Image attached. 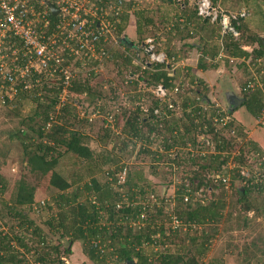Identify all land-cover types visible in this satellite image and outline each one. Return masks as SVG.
Masks as SVG:
<instances>
[{
  "label": "trees",
  "instance_id": "16d2710c",
  "mask_svg": "<svg viewBox=\"0 0 264 264\" xmlns=\"http://www.w3.org/2000/svg\"><path fill=\"white\" fill-rule=\"evenodd\" d=\"M119 1L122 3V12L113 11L108 18L112 24L111 31L115 38L121 42L128 37L126 35L123 38V34L128 32L131 36L135 31L138 34L137 46L126 47L128 49L118 58L113 52L114 47L110 45L105 51L103 63L95 62V60L89 61L90 65L87 70L83 69L81 60L75 64L65 62V66L71 64L73 70L78 72V78L83 79L82 81L75 79L70 90L71 95L77 98L76 102L82 104V99H84L95 104L92 105L95 106L93 107L95 113L97 112L100 118H105L109 123L101 128L98 135L99 145L105 147L111 141L113 142L118 138L119 130L125 134V139H122L118 146V151L121 153L130 148L135 149L137 141H147L154 134L163 135L166 148L177 150L180 153V156L177 152L174 157H171L170 163L173 166L177 164L179 168L185 164L189 171H185L186 168L183 169L184 180L195 185L192 188L193 195L188 202L184 201L185 184L179 185L174 195L176 202V207L173 209L176 213L174 215L187 224L201 226L203 229L209 223H218L224 218L227 204L219 194L225 190V184L222 180L216 182V176L220 175L230 179V189H235L240 196L238 202L241 204L242 211L247 214L252 212L258 217L263 215L264 205L258 204L257 197L253 196L258 193L264 194L263 180L252 184H250L252 181L249 180L247 185L246 178L241 176L237 170L234 174L220 173L221 170H225V165L232 158L231 149L236 144L233 139L245 136L247 132L240 128L239 131L232 134L228 130L226 133H230L232 139L226 137L225 133L218 136L210 132L208 134L212 136L215 143L214 150L212 151L211 148H207L206 151H203V148L200 149L198 136L208 135L207 132L202 131V126L204 123L210 124V122L204 113L199 116V121L196 123L193 113L198 114L202 109L200 104L202 99L197 98H202L203 92H200L201 89L193 71L183 73L173 67V61L179 60L177 56L185 47L180 48L182 51L176 50L175 45H171V33L182 32L181 41L191 33L189 34V29L184 32L185 26L178 23V11L174 12V8L172 9L169 5L176 3L180 8L179 12L186 18L201 21L197 16L195 2L190 5L192 0L181 2L159 0L167 4L165 11L155 8L138 10L136 7L138 3L134 5L132 1L127 0H93L92 5L93 7L107 8L111 2L115 3V6H119ZM242 7L245 6L237 5L224 8L236 11ZM189 10L192 11L189 13ZM252 15L254 16V14ZM165 16H169L170 19ZM171 16L173 17L172 21L176 20L178 24L166 29L172 23ZM158 17L164 19L163 29L155 24ZM250 17L241 20L238 29L242 35L237 42L232 41L228 35L222 38L218 29L212 30L213 38L217 33L218 43L220 38L223 40L228 55L234 57L264 56V42L259 36L261 33L252 29L254 23ZM49 18L51 24L45 31L52 33L61 23V18L52 13ZM259 22L263 24L262 33H264L263 15H260ZM247 31L250 32L249 35L246 34ZM161 34L165 37L164 40H161L163 39ZM148 39L154 40L156 54L165 53L166 62H156L151 65L147 63L146 66L139 63L138 56L141 55L138 50L141 51V43ZM160 41L164 43V47ZM250 44L254 45V50L249 53L245 51V46ZM98 47L97 52H100L102 47ZM218 47L220 51V45ZM145 56L149 58L146 53ZM109 62L120 67L115 79L113 81L106 79L105 87L102 84L92 85L91 80ZM125 69H129V71L123 77ZM32 76L34 81L40 80V82L29 90H24L25 84L20 85L22 90L20 88L21 91H18L12 100H8L1 107L6 106L11 111L18 112L22 104H32L34 114L29 119H23L20 122L14 136L23 147V162L30 172L39 179H46L49 176V185L58 191L54 200L56 211L46 222L47 230L31 220L28 210L32 209L35 202V187L21 179L16 184L11 200H0V228L3 224L2 221L6 218L11 219L9 222L5 221L8 231H0V264H29L26 253L29 254L33 249L36 250L34 260L40 264H67L63 255H71L73 245L76 243L82 244L86 260L89 259L92 264H203L202 259L209 249L212 235L207 230L196 235L200 228H196L193 234L184 232L185 235H182L183 228L180 227L177 230L171 229L170 233L172 234L166 236L167 225L164 223L170 219L164 206L167 197L161 195L156 203L141 202L145 198L147 190L152 188L148 184L143 170L128 172V174L126 172L127 178L124 179L123 184H118L117 179L114 180L115 182L109 181L108 177L107 180L100 181L97 176L103 172V167L110 160H104L100 153L91 149L90 139L85 134L73 130V126L83 120L75 114L68 113L66 105L61 111L56 109L64 87L63 76L59 71L54 78L39 73H34ZM186 83L196 94L194 101L188 99L189 97L185 93L183 94ZM160 85L166 88L168 97L173 100L175 105L180 102L177 97L181 99V109L185 114L182 121L174 117L173 110L176 106L170 107L167 100H163L156 94V89ZM120 87L123 89L118 93ZM243 96L246 98L243 106L253 116L259 117L264 106V94L245 93ZM102 102L104 104L100 107L98 103L102 104ZM157 110L158 113H156ZM37 117L40 118L38 124L35 123ZM53 117H56L57 121ZM72 119L76 120L75 124L71 122ZM185 119L189 122V126L186 125L181 131L180 128H183ZM111 120L112 123H110ZM50 123L53 124L50 125ZM29 132L33 134L29 136ZM35 138L39 142L36 143ZM189 148L192 150L190 151ZM185 149L191 152L187 161L181 157ZM194 151H198V155L193 154ZM143 152L156 162L155 153L149 149L145 151L143 149ZM249 152L257 153L259 157H263L264 150L250 140L247 145L240 147L239 156L234 157V160L243 166L245 164L244 156ZM110 153L112 154V152ZM68 154H74L77 157L75 165L80 166L77 171L65 177L57 170V167L60 160ZM260 166L261 172H264V163H261ZM117 171L123 172V169H116ZM172 171H175L174 167ZM107 172L110 177L116 178L115 171ZM237 181L244 182V187L241 189L235 187ZM113 182L121 189L113 185ZM201 188H203V197L196 198L195 191H199ZM6 189L7 184L0 174V194L5 193ZM47 206L48 209H53L50 204ZM163 218L167 220L164 221ZM247 219L242 221L244 227L248 226ZM133 226L138 227V230H135ZM51 233H59L60 239L68 240V247L63 252L61 251L62 243L56 245L52 243V238H49ZM165 241H169L172 246L175 245L176 249L174 251L173 248L172 250L168 249L165 253H161L160 245ZM150 251H152V255L149 254ZM210 264H215V261Z\"/></svg>",
  "mask_w": 264,
  "mask_h": 264
},
{
  "label": "rangeland",
  "instance_id": "374dc122",
  "mask_svg": "<svg viewBox=\"0 0 264 264\" xmlns=\"http://www.w3.org/2000/svg\"><path fill=\"white\" fill-rule=\"evenodd\" d=\"M192 3L193 1H191L190 5H192ZM171 5L177 6L176 3H173ZM223 5L224 7H228V8L237 5L238 6L244 5L245 7L249 8L252 11V14H254L255 16V17L253 16L254 18L252 23H254L253 25L254 27L252 29L254 31H260V33L262 32L263 24L259 22V19H260V15L264 16L263 0H229V2L226 1L223 2ZM174 9H175L174 12L178 11L179 13L180 10L179 6H177V8ZM206 25H208L212 29L215 28L221 31V29L219 28L220 26L218 24H212L208 22ZM246 34L249 35L250 32L247 31ZM161 38H163L161 40H164L165 37L163 36V34H161ZM261 39L263 40V37ZM160 42L162 43V41ZM162 46L164 47V43H162ZM138 52L139 55H141L138 56L140 58L139 60L140 64H144V66H146L145 65L146 63H150V60L149 58H146L145 53H142L139 50ZM199 57L200 55H198V58ZM183 65L184 62H181V65L179 64V66H176L175 68L176 69L181 68V66ZM224 67L226 69L228 68L227 66ZM119 70L120 67L117 66L116 64H112L110 62L106 63V65L102 68V70L98 72V75L91 80V84L94 86H99V84H102L105 87L104 82L106 81V79L107 80L110 79L111 81H113ZM82 71L85 72L84 70ZM128 71L129 69H125L123 71L122 76L125 77ZM220 71L222 74L226 70L221 69ZM78 77L79 75L77 76L78 81L83 80ZM187 85L188 84L186 83V85L184 86L185 88L183 89V94L185 93L189 97L188 99L195 98L196 94L194 93L193 89L189 88ZM122 89L123 88L120 87L118 93H120ZM215 89L216 88H214V90ZM203 92H204L203 96L204 95L206 96L211 91L210 89H208L206 93L205 91ZM234 92H236L235 93L236 95L241 97H243L244 95L243 91L242 94L240 91H237V89L236 91L234 90ZM222 94L223 92H219V91L217 92V98H219L218 99L219 103L214 102L210 106H208L210 101L207 99L209 101L208 102L205 101L204 99V101L200 100L201 106H206L208 107V109H214L215 105L219 104L222 109H226V110L229 109L230 106L226 101V95L224 94L222 95ZM76 100L77 98L71 96L69 100L65 101V105H66L65 107L68 108L67 110L68 113L73 115L75 114L76 116L79 117V119L83 120L81 123H78L76 124V126H73L74 127L73 130L81 131L83 134H85L90 139L89 146H91V149H94L96 153H100L103 156L104 160L107 161L110 160V162L105 164L102 170L103 172L99 174L97 178L102 182L107 180V177L109 181L112 180L114 181L115 179H117L118 184L119 183L123 184L124 179L127 178L128 172L143 170L145 174V178L148 181V184L152 188L151 189L149 188L147 190V194L145 195V198H143L141 202L149 204L150 202L154 201V199H157L158 201L159 200L158 198H160L161 195L166 196L167 198L164 206L166 213H168L167 215L176 214L175 211H173V209L176 207V202L174 198L176 189H178L179 185H182L187 182V180L186 181L184 180V176L182 173L183 169L186 168L185 164L182 165L181 168H179L177 164L173 166L169 161L170 158L174 157L178 151L174 149L171 150L167 149L164 143L165 142L164 136L154 134L150 136L149 140L147 141H137L135 149L130 148L129 150L121 153L120 151H118L119 150L118 146H120L122 139H125V134L124 132L122 133L121 130H119L118 133L119 136H117L118 137L117 139H115L113 142L111 141L107 146L101 147L99 145L98 135L101 132V128L102 127L104 128L108 122L106 121L105 118L103 117L100 118L97 112L95 113V110L93 109V107L95 106H92L95 104L90 103L84 99H82L83 100L82 104H80L81 103L80 101H79L80 103L78 104ZM177 100H179L180 102L177 103L176 105L177 107L174 108L173 113H175L174 117L182 121V117L184 118L185 114H184V110L181 109L182 108L181 99L177 97ZM98 104L100 107H102L104 102H102V104L101 103ZM234 112L236 111L234 110ZM33 114H34V109H32V104L30 103L22 104L18 112L11 111L6 106L3 107L0 106V174L2 175L4 182L7 184V189L5 193L0 194V200L10 201L13 195V191L16 188V184L21 179L31 184L32 186L35 187V202L33 204L32 209L28 210L29 217L37 225L42 227L44 230H47L46 222L52 217V215L55 214L56 211L54 200L58 195V191L49 185V178H48L49 176L46 179H39L37 176H35L30 172L29 168L23 162L24 161L23 147L19 142V140L17 139V137L14 136L15 132L19 128L20 122L23 119L25 120L29 119V117H31ZM53 119L57 121L56 117H53ZM39 122H40V118L37 117L35 119V123L38 124ZM71 122L76 123V120L72 119ZM110 123H112V120ZM256 123L254 120L252 124V128L257 127ZM52 124L53 123H50V125ZM186 125L189 126V122L187 121V119L183 120V125H182L183 128H180L181 131H183ZM233 127L236 128V131H239L240 128L243 130V128L239 126L237 122H234ZM227 131L223 132V134L225 133L226 137L229 138L231 137L232 139L231 134L226 133ZM255 131H257L256 135H258L257 136L258 139H264V128L255 129ZM249 132L250 131H248L247 135L245 136L236 137L235 139H233V141H235L236 144L235 147L231 149L232 158L229 161V164L225 165L224 167L225 170H221L220 173L234 174L235 171L237 170L239 171L241 176L246 178L247 185L249 184L250 181L253 182V180L259 179V177L263 180L262 182L264 183V172H261L262 169L260 166L261 163H264V153H263V157H259V155L254 152H249L247 155L245 154L244 156L245 164L243 166H240L236 162V160H234V157L239 156L240 147L247 145V143L250 140L253 141L250 136L251 132L250 135ZM32 134H33L32 132H29V136H31ZM200 137L201 135L198 136V140L200 139ZM34 140L36 143L39 142L37 138H35ZM143 149L144 151L146 149H149L152 153H155L156 162L151 159L152 158L151 156L143 152ZM189 150L191 151L192 148H189ZM109 151L112 152V154ZM189 153L191 152H188V150L185 149V151H183V153L181 154V157L182 158L184 157V161H187L186 159L190 157ZM192 153L198 155V151H194ZM76 161H77V157L74 154H68L60 160V164L58 165L57 170L60 171V173H62L65 177H68L73 172L77 171V169H79L80 165H75ZM112 161H115L116 163L115 162L111 163ZM172 166L174 167L175 171H172L173 169ZM116 169L119 170L123 169V172H121L122 170L116 172ZM186 170L189 171V168H186L185 171ZM107 171H115L116 178L110 177ZM126 172L127 174H124ZM243 172L245 173V175L242 174ZM114 182L113 185L117 186ZM235 187L240 189L243 188L244 182L237 181L235 183ZM224 189L225 190L219 194L220 196H222V198H224L227 204V208L225 209L223 215L224 218H222L218 223L216 222L209 223L203 229H201L202 228L201 226L198 227L188 224L185 230L183 228L182 235H185L184 232L193 234L194 233L193 231H195L196 228H200L198 230L199 233L198 234L195 233L196 235H200V233H202L203 230H207L208 233L212 235L209 249L202 260L203 264H210L211 262L214 261L215 264H264V214L258 217L252 212H250L249 214L245 213L244 211H242L241 204H239L238 202L240 196L238 195L236 190L230 189V187H228L227 185H225ZM253 196L257 197L258 204L261 203L264 205V194L258 193V194H253ZM250 200L253 199L250 198ZM48 204H50L53 207L52 210L48 209L47 206ZM246 218H248L247 219L248 226L244 227L242 221L243 219ZM163 219L164 221L167 220L166 218ZM10 220L11 219L6 218V220L1 222L3 224L1 225L0 231H8V227L5 226V223L9 222ZM168 223L169 222L164 223L165 225H167V227L165 228L166 236L172 234L170 233L171 228H169ZM134 229L138 230V227H134ZM49 235H50L49 238L50 239L52 238L53 240L52 243H54L55 245L62 243L61 244L62 252L68 247V240L60 239L59 233L58 234L51 233ZM177 241H179V239H177ZM174 246H172V244L169 241L168 242L165 241L160 245L159 250L161 253H165L168 249L172 250L173 248L174 251L176 249V247ZM35 252L36 250L33 249V251H31L29 254L26 253L27 254L26 258L29 264H40L34 260L36 255ZM149 254L152 255V251H150ZM63 256L67 264H83V263L92 264V262L89 259L86 260V257L83 254V247L81 243H76L73 245L71 255L68 256L64 254Z\"/></svg>",
  "mask_w": 264,
  "mask_h": 264
},
{
  "label": "built area",
  "instance_id": "2783aa9c",
  "mask_svg": "<svg viewBox=\"0 0 264 264\" xmlns=\"http://www.w3.org/2000/svg\"><path fill=\"white\" fill-rule=\"evenodd\" d=\"M192 1L197 6L198 18L218 24L222 38L228 35L234 42L241 39L242 34L238 27L242 19L250 17L249 8L242 7L236 11L226 9L222 5L223 2L229 0ZM92 2L93 0H0V106L12 100L18 91L22 90L20 85L25 84L24 90H29L39 83L40 80L32 79L34 73L54 78L59 71L64 79V87L56 109L61 111L65 106V101L72 96L70 90L78 76V72L73 70L71 64L81 60L85 70L89 69V61L95 60L102 64L106 49L117 40L111 31L112 24L108 18L113 11L122 12L121 1H119V6L111 2L107 8L93 7ZM50 3L59 9L57 17L61 18V23L52 33L45 31L51 24ZM101 42L103 43L100 45ZM219 43L221 51L217 60L225 57L227 53L221 38ZM98 46L102 47L100 52H97ZM154 49V40L148 39L140 50L149 56V64L166 62L165 53L156 54ZM229 60L234 64L240 62L248 68L249 75L242 88L244 93H254L258 90L264 93V56L249 57L246 55L242 58L230 57ZM66 61L71 62L70 66H65ZM156 94L163 100H167L170 107L176 106L168 97L169 94L163 85L158 86ZM201 107V111L194 114L195 122L197 123L199 116L204 113L210 122V124H203L202 131L207 134L212 132L218 136L227 130H230L232 134L235 133L236 129L233 127L235 119L226 109H222L219 104H216L214 109ZM257 122L264 126V106L257 117ZM199 144L203 151L207 148L213 151L215 147L212 136L209 134L201 135ZM242 174L245 175L244 172ZM216 178V182L222 180L225 185L231 186L229 178L221 175ZM261 181L260 177L253 180L254 183ZM184 184V201L188 202L193 195L192 188L195 185L189 181ZM195 192L196 198L203 197V188ZM156 202L157 199L152 201V203ZM169 218L166 222H169L168 226L173 230L180 227L185 230L188 226L174 214H170Z\"/></svg>",
  "mask_w": 264,
  "mask_h": 264
},
{
  "label": "crops",
  "instance_id": "0c3cea01",
  "mask_svg": "<svg viewBox=\"0 0 264 264\" xmlns=\"http://www.w3.org/2000/svg\"><path fill=\"white\" fill-rule=\"evenodd\" d=\"M127 1H132V4L134 3V5H135V3H138V5L136 6L138 10H140L142 8L143 9L147 8L149 10L155 8V9H159L160 11H165V9H166L165 7L167 5L166 3L160 2L159 0H151V1L150 0H127ZM147 2H149V3H147ZM146 3H147V5H146ZM169 6L172 7V9L177 8V6H175V5L172 6L171 4ZM182 7H184V6H182ZM188 8H191V7H188ZM172 9L170 8V10H172ZM173 10H175V9H173ZM191 11L192 10H189V13ZM178 16H179L178 23H181L180 25L185 26V28H186V29L184 28V32H185V30L188 31V29H189V34L191 32H193L194 34L191 35L192 34L191 33L190 35L186 36L185 39H183L181 41L182 32L180 33V32L176 31L174 33H171L172 34L171 35V38H172L171 45H175V49L178 51H182V50H180V48L185 47L183 49V51L180 52L177 56V58L179 60L173 61L174 67L179 66V64L181 65V62H184V65L181 66V68H178V69L174 68V69L178 70L180 72L183 71V73L185 71L188 73L193 71V73L195 74V78L197 79L196 82H197V84H199V87L201 89L200 92L202 93L203 91H205V93H206L208 89H210V91H211L208 93V95L205 96V98L201 95L202 96L201 99H205V101L209 100L210 102H218V99H219V98H217V92L218 91L223 92V94L226 95V101L228 99L227 96L230 93H234V94L236 93V92H234V90L236 91V89H237V91H240L242 93V91H243L242 88L244 86V82L249 75L248 68L245 65L241 64L240 62H237L235 64L230 63L229 58L234 57V56H230V55H228V53H226L225 57H223L222 59H219V60L216 59L218 54L220 53L221 49L219 51V47H218L219 43L216 39L217 33L215 34V36L213 38V35H214V32L212 31L213 29L211 27H209L208 25H206L208 22L202 21V20L197 21L194 19L190 20L189 17L186 18L184 16V14H181L180 12L177 15V18H178ZM250 16H251L250 20H252V22H253L252 11H251ZM165 17L170 19L169 16H165ZM172 19H173V17L171 16V21H172ZM171 21H170V23H171ZM156 22L157 23H155V24L157 25V27L161 26V29H163L164 19L158 17L156 19ZM202 22H204V23H202ZM178 23H176V20H174V21H172V23L169 27L168 26L166 27V29L172 28V26H174ZM123 35H124V36H122L123 38H125L127 35L128 39L125 38V40H122V42L120 40H116L111 44V46L114 47L113 52L116 56H118V58L122 54V51L124 53L126 51V49H128L126 47L134 48V46H137L136 40H137L138 34L135 33V31H133V35H131V36L128 32H127V34H123ZM259 36L261 38L263 37V40H264V33L261 32V34ZM146 41L144 43H146ZM144 43H141L142 44L141 46H143ZM245 47H246L245 51H247L249 53L254 50V45L250 44L248 46L246 45ZM187 50H189V51H187ZM198 55H200L199 58H198ZM242 57H235V58H242ZM249 57H251V56H249ZM224 66H227L228 68L226 69ZM221 69H224L226 71L221 74V71H220ZM198 80H199V82H198ZM235 82H236V84H235ZM214 88H216V89L214 90ZM254 93H259L262 95V92L260 90L254 92ZM190 100L194 101V98H191ZM244 104L245 103H243L242 106H240V109L238 108L236 110V112L233 113V117L235 119V122H237L239 124V126H241L243 129L245 128L244 130L247 133H248V131H250L251 135H250V132H249V135L251 136L253 142H255L256 145L260 146L262 148V150H264V139H258L257 138L258 135H256L257 131H255V129H262V128H264V126L258 124L257 118L255 116H253L246 109V107L243 106ZM254 120H255V123L257 122L256 128H252V124H253Z\"/></svg>",
  "mask_w": 264,
  "mask_h": 264
},
{
  "label": "water",
  "instance_id": "95a60500",
  "mask_svg": "<svg viewBox=\"0 0 264 264\" xmlns=\"http://www.w3.org/2000/svg\"><path fill=\"white\" fill-rule=\"evenodd\" d=\"M50 9L51 12L54 16H57L59 9L53 5L52 3H50ZM227 99V103L229 104V111L230 112H234V110L236 111L238 108H240V106H242L243 103L246 102V98L238 96L234 93H230Z\"/></svg>",
  "mask_w": 264,
  "mask_h": 264
},
{
  "label": "clouds",
  "instance_id": "9594fccd",
  "mask_svg": "<svg viewBox=\"0 0 264 264\" xmlns=\"http://www.w3.org/2000/svg\"><path fill=\"white\" fill-rule=\"evenodd\" d=\"M202 101H203V99H202ZM211 103H214V102H210L208 105H211ZM190 110H191V109H190ZM227 112L230 113V114L233 116V113H234V112H230L229 109H227ZM193 116H194V113H193ZM197 123H198V122H197Z\"/></svg>",
  "mask_w": 264,
  "mask_h": 264
}]
</instances>
